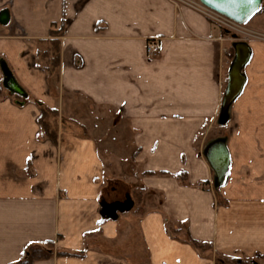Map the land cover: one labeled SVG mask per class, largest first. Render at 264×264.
Segmentation results:
<instances>
[{"label":"crops","instance_id":"1","mask_svg":"<svg viewBox=\"0 0 264 264\" xmlns=\"http://www.w3.org/2000/svg\"><path fill=\"white\" fill-rule=\"evenodd\" d=\"M246 25L264 33V1ZM57 29L49 73L38 52ZM153 38L159 51L147 56ZM235 41L168 0H0V264L34 247L48 255L28 264L263 258V42L247 41L246 85L216 133ZM104 122L110 130L95 131ZM220 136L230 163L218 186L204 148ZM115 157L125 178L133 163L141 178L105 179Z\"/></svg>","mask_w":264,"mask_h":264},{"label":"water","instance_id":"2","mask_svg":"<svg viewBox=\"0 0 264 264\" xmlns=\"http://www.w3.org/2000/svg\"><path fill=\"white\" fill-rule=\"evenodd\" d=\"M202 5L234 20L239 24H248L260 11L264 0H198ZM229 32V31H227ZM230 33V32H229ZM236 40L234 46V57L229 68L228 84L223 96L220 123L228 120L229 112L233 102L242 93L247 77L244 68L252 57V48L247 41L241 40L237 34H232ZM5 84L13 92L24 94L19 86L15 84L11 75L5 70ZM204 156L216 174V184L220 186L226 176L230 155L227 148V138L220 136L209 141L204 148ZM132 205L131 200L117 203L116 208L128 209ZM105 206V205H104ZM109 206V205H108Z\"/></svg>","mask_w":264,"mask_h":264},{"label":"rangeland","instance_id":"3","mask_svg":"<svg viewBox=\"0 0 264 264\" xmlns=\"http://www.w3.org/2000/svg\"><path fill=\"white\" fill-rule=\"evenodd\" d=\"M245 27L249 31L248 33H251V34L255 33L253 35H256V36H253V35H250V34H245V35L238 34V36H239V38L241 40L248 41V42L258 41V42H263L264 43V33L263 32L254 31V30H252V28H250L247 25H245ZM232 52H233V56H234V51H232ZM232 60H233V58L231 59V62H232ZM82 125L85 126L84 127L85 130L90 129L92 131V129H93L92 126H91V123H83ZM122 125L124 126V124H122ZM223 125H226V124L225 123L224 124L220 123V116H219L218 124H216V128H218V129H216V133L222 134V133L227 132L229 130L228 129L229 127L223 129V127H222ZM77 128H79V127H77ZM96 130H99L101 132L109 131L110 130V125H109V123H105V122L101 123V124H96L95 131ZM119 157H121V159L127 158V156H123V157L119 156ZM118 159L119 158L115 157V159L112 160V164H111L112 166H110L108 169H105V172H106V175L104 177L105 179H108V178L111 179V178H114V177L122 179V178L126 177L125 173L127 171L130 172V166L127 164V161H125L122 164H119L120 162L118 163V161H119ZM103 161L105 163V166L107 167V162L109 161V159L108 158H104ZM114 170H115V172H113ZM133 172H136V174L133 175V176H129L128 178H125L128 182L129 181L137 182V180H139L141 178V176L143 175L142 169H141L140 165L137 164V163H133ZM160 173L158 172L157 174H160ZM170 175H172V174H170ZM179 176L180 177H185L183 172L180 173ZM137 190H138V188H135L134 192L137 191ZM201 250H212V245L207 244L204 248H201ZM216 260L225 261V262L227 261V264H241V262H243L244 264H264V259L261 258V257H255L253 259H245V260H239L238 259L237 261L236 260L232 261V260H230V258H227V257L222 256L220 254H216Z\"/></svg>","mask_w":264,"mask_h":264},{"label":"built area","instance_id":"4","mask_svg":"<svg viewBox=\"0 0 264 264\" xmlns=\"http://www.w3.org/2000/svg\"><path fill=\"white\" fill-rule=\"evenodd\" d=\"M174 6L178 7L182 5H188L193 9L204 13L210 20L220 25L225 30L229 31L231 34H250L253 35L255 33H248L249 31L246 29L245 25L239 24L234 20L202 5L199 1L193 2L191 0H168ZM256 36V35H253ZM159 51V41L158 39H151L145 45V54L147 56H154Z\"/></svg>","mask_w":264,"mask_h":264},{"label":"trees","instance_id":"5","mask_svg":"<svg viewBox=\"0 0 264 264\" xmlns=\"http://www.w3.org/2000/svg\"><path fill=\"white\" fill-rule=\"evenodd\" d=\"M59 31H60V29L51 30V35L53 33H58ZM55 35L56 34H54V36L52 35L53 37L48 40L49 46H47L44 50L38 52L39 56H41L42 59L44 60L45 68L49 73H53L56 71V69L59 65V59H60L59 40L55 37ZM231 57H233V52L231 53ZM189 241H190V243H192L193 245H195L199 249L204 248L207 245L205 243H200L199 241L193 240V239H190ZM26 254H28V257L26 256L25 260H23L22 262H20L18 264H28L33 259L45 257L46 255H48V252H46L40 248L34 247V248L29 249V250H26L25 255ZM263 259H264V256H263ZM230 260H232V261L236 260L237 261L238 259L230 258ZM242 263L243 262H241V264ZM216 264H227V261L225 262V261L216 260Z\"/></svg>","mask_w":264,"mask_h":264}]
</instances>
